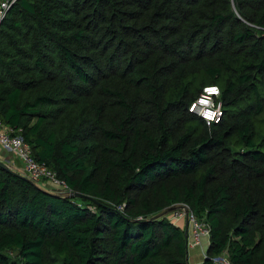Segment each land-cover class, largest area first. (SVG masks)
<instances>
[{
	"label": "trees",
	"instance_id": "16d2710c",
	"mask_svg": "<svg viewBox=\"0 0 264 264\" xmlns=\"http://www.w3.org/2000/svg\"><path fill=\"white\" fill-rule=\"evenodd\" d=\"M0 121L70 190L0 167V264H264V0H16Z\"/></svg>",
	"mask_w": 264,
	"mask_h": 264
},
{
	"label": "built area",
	"instance_id": "2783aa9c",
	"mask_svg": "<svg viewBox=\"0 0 264 264\" xmlns=\"http://www.w3.org/2000/svg\"><path fill=\"white\" fill-rule=\"evenodd\" d=\"M16 0H0V20L6 14L8 7ZM220 96V90L215 85L206 86L199 96L191 103L189 110L204 119L207 125L218 122L222 117L220 103L216 100ZM11 127L4 125L0 121V149L8 152L21 164L22 173L29 179L43 187H55L59 193H69L64 180L59 179L56 173L48 168L44 163L37 161L31 153L30 145L15 133ZM187 221L189 247L201 245V240L207 238L209 234L208 226L191 212L185 214ZM220 264H230L225 257L215 259Z\"/></svg>",
	"mask_w": 264,
	"mask_h": 264
},
{
	"label": "rangeland",
	"instance_id": "374dc122",
	"mask_svg": "<svg viewBox=\"0 0 264 264\" xmlns=\"http://www.w3.org/2000/svg\"><path fill=\"white\" fill-rule=\"evenodd\" d=\"M0 160L8 164L10 167H13L14 170L19 171L22 173L21 168L18 167L19 160H16L14 157L11 156L10 153L0 149ZM15 163V164H13ZM186 207L183 205L174 206L171 209H168L166 214L168 217L174 221V223L179 224L180 226H185V211ZM202 244L205 245L206 238L201 240ZM206 246V245H205ZM205 246H202V251L198 253L197 256L193 257L191 256V263L197 264L198 261L203 259V255L205 253ZM190 248V247H189ZM191 253V252H189Z\"/></svg>",
	"mask_w": 264,
	"mask_h": 264
},
{
	"label": "crops",
	"instance_id": "0c3cea01",
	"mask_svg": "<svg viewBox=\"0 0 264 264\" xmlns=\"http://www.w3.org/2000/svg\"><path fill=\"white\" fill-rule=\"evenodd\" d=\"M13 164H15V163H13ZM9 167H10V166H9ZM18 167L21 168V164H20ZM10 168L13 169V167H10ZM13 170H14V169H13ZM205 244H206V243H205ZM202 246H205V245H203V244L201 243V245H196V246H194V247L189 248V250H188V258H189V262H190V264H193V263H191V256H193V257L197 256L198 253L200 252V250L202 251ZM189 252H191V253H189ZM202 257H204V256H202ZM202 260H203V259H202ZM202 260H201V261L199 260L197 264H202Z\"/></svg>",
	"mask_w": 264,
	"mask_h": 264
},
{
	"label": "water",
	"instance_id": "95a60500",
	"mask_svg": "<svg viewBox=\"0 0 264 264\" xmlns=\"http://www.w3.org/2000/svg\"><path fill=\"white\" fill-rule=\"evenodd\" d=\"M0 167H2L3 169H6V170L12 171V169H10L9 166H8L5 162H3V161H1V160H0ZM70 196H71V197H86V198H90V197H88V196H84V195H82V194L79 193V192H73ZM90 199H92V198H90ZM170 209H171V208H170ZM185 211H186V212H185V214H186L188 210L186 209ZM185 220H186V219H185ZM184 230H185L186 237H187V221H186V223H185Z\"/></svg>",
	"mask_w": 264,
	"mask_h": 264
}]
</instances>
